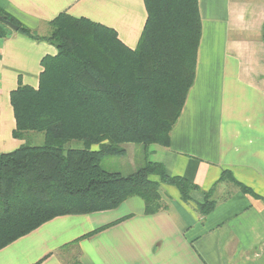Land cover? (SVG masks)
<instances>
[{
  "label": "crops",
  "instance_id": "1",
  "mask_svg": "<svg viewBox=\"0 0 264 264\" xmlns=\"http://www.w3.org/2000/svg\"><path fill=\"white\" fill-rule=\"evenodd\" d=\"M199 5L203 32L196 78L171 143L145 148L128 172L148 156L197 184L195 201L213 189L215 209L202 216L177 187L163 184L165 211L147 215L144 201L132 196L117 209L58 216L2 248L0 264H64L62 255L77 250L83 264H264V0H199ZM0 8L41 37L51 33L50 22L62 12L86 17L114 28L131 48L147 20L144 0H0ZM0 28L5 31L0 35V152H10L25 143L14 136L11 92L20 83L38 87L43 57L58 50L1 19ZM128 147L126 155L143 151ZM224 170L260 197L219 181ZM71 243L76 248L65 251Z\"/></svg>",
  "mask_w": 264,
  "mask_h": 264
},
{
  "label": "trees",
  "instance_id": "2",
  "mask_svg": "<svg viewBox=\"0 0 264 264\" xmlns=\"http://www.w3.org/2000/svg\"><path fill=\"white\" fill-rule=\"evenodd\" d=\"M144 4L147 20L136 48L114 28L67 12L54 18L51 33L41 37L0 8L1 20L58 50L43 57L38 87L20 83L11 92L14 136L25 143L0 152V250L58 216L117 209L132 196L144 201L147 215L165 211L163 184L177 187L202 216L215 209L213 189L195 201L197 184L148 156L126 175L101 165L106 155L125 156L130 144H142L140 154L153 144L169 146L196 78L203 32L199 0ZM31 132L43 133L44 144H31ZM73 141L83 146L66 147ZM224 180L260 197L229 170L219 181ZM74 248L76 243L63 249ZM62 256L64 264H83L78 250Z\"/></svg>",
  "mask_w": 264,
  "mask_h": 264
},
{
  "label": "rangeland",
  "instance_id": "3",
  "mask_svg": "<svg viewBox=\"0 0 264 264\" xmlns=\"http://www.w3.org/2000/svg\"><path fill=\"white\" fill-rule=\"evenodd\" d=\"M31 135L27 136L28 141L33 145H42L45 142L44 134L41 132H31ZM69 146H83L82 142L73 141L71 143L66 144V147ZM140 148H142V144H137ZM94 149H98L99 145L93 146ZM133 158H135L136 162L139 163L140 159L143 158V154L133 155L131 151L128 155L125 156H112L106 155L103 157L101 161V165L110 171L121 172L122 174H127L128 169H130V164L132 163ZM227 190V189H226Z\"/></svg>",
  "mask_w": 264,
  "mask_h": 264
},
{
  "label": "water",
  "instance_id": "4",
  "mask_svg": "<svg viewBox=\"0 0 264 264\" xmlns=\"http://www.w3.org/2000/svg\"><path fill=\"white\" fill-rule=\"evenodd\" d=\"M2 22L15 31L19 30V26L10 20L2 19Z\"/></svg>",
  "mask_w": 264,
  "mask_h": 264
}]
</instances>
